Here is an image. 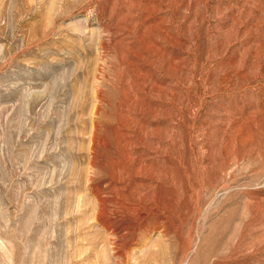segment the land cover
Returning <instances> with one entry per match:
<instances>
[{"label": "rangeland", "instance_id": "1", "mask_svg": "<svg viewBox=\"0 0 264 264\" xmlns=\"http://www.w3.org/2000/svg\"><path fill=\"white\" fill-rule=\"evenodd\" d=\"M0 264H264V0H0Z\"/></svg>", "mask_w": 264, "mask_h": 264}]
</instances>
